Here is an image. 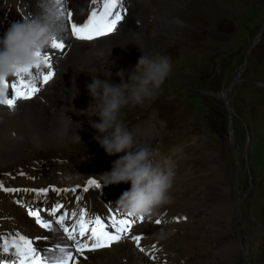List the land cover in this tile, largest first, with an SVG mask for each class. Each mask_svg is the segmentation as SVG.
Masks as SVG:
<instances>
[{
    "label": "rangeland",
    "instance_id": "obj_1",
    "mask_svg": "<svg viewBox=\"0 0 264 264\" xmlns=\"http://www.w3.org/2000/svg\"><path fill=\"white\" fill-rule=\"evenodd\" d=\"M200 1H206L204 10L197 12L187 7L180 12L179 18L188 24L179 25V29L163 37L157 34L158 39L166 42L164 47L158 48L157 55L164 54L170 58L171 73L154 100L142 106L129 105L122 110V119L135 132L139 143H152L154 149L161 145V138L167 137L172 128L178 129L187 140L183 141V149L175 155L174 160L176 169L180 167L177 174L191 178L182 180L184 186H180L181 183L173 185L179 186L180 192L182 187L193 186L187 197L194 204L189 207L181 223H188V229L195 237L186 233L185 228L181 229V233L184 232L181 235L192 239L197 250L192 253L185 250L182 252L156 237L165 247L157 246L155 252L166 250L168 245L175 250L176 257L181 258L180 264H227L220 253L231 239H235L239 242V249L238 255L233 257L234 264H264V0ZM209 1L216 5L215 8H212ZM7 9L15 14V5ZM158 11L154 12L156 19L152 30H155L157 24ZM151 15L142 16L141 20L148 21ZM43 18L40 20L43 21ZM166 19L169 20V14ZM13 23L16 22L9 21L3 27L9 30ZM147 31L146 35H153L154 40L155 32L158 31L150 34ZM125 72L128 74L131 70ZM83 73L76 75L71 84L76 85L81 94L75 101L72 96L69 97L70 103L66 106L67 115L74 121L71 126H77L70 132L75 134L78 127L83 128V138L63 149L55 145H48L41 150L24 146V153L19 160L0 166V182L26 185L25 180H20L26 177L8 173L22 163H26L31 170L39 168L47 179L46 183L56 181L53 176L59 175L67 163L56 162L52 158L68 157L76 161L86 149L91 151L95 148L97 142L94 137L99 133L90 126L86 116H79L74 109L73 112L70 110L73 106L77 110L87 109L90 104L91 97L86 85L92 81V75L85 70ZM81 78H86L84 84L80 82ZM111 82L120 84L121 80ZM80 84H83L81 89ZM200 93L205 95V117L195 105L201 98ZM185 103H189V106H185ZM184 106L187 108L184 109ZM92 120L99 122L98 117ZM8 128L0 131L2 138L16 132L7 131ZM147 133L149 140L143 139ZM197 133L203 135L199 137ZM152 139L156 140L152 142ZM193 139L195 146L191 145ZM181 159H187L190 167L180 163ZM202 161H205L208 171L214 170L211 176L219 178L216 186L210 185L209 173L202 166ZM78 163V172L82 174L87 169L86 165L81 160ZM67 169L69 165L63 170ZM223 197L229 198L235 210L226 226L225 237L218 238L214 232L216 222H213L210 213L221 204L225 199ZM166 207L168 205L163 209ZM15 218L17 215L0 203V234L10 233L11 224H17L18 229L24 232L19 220ZM171 223H176V220ZM150 236L155 235L150 232ZM145 246L149 248L152 243L146 241ZM168 259L165 264L169 263Z\"/></svg>",
    "mask_w": 264,
    "mask_h": 264
},
{
    "label": "bare ground",
    "instance_id": "obj_2",
    "mask_svg": "<svg viewBox=\"0 0 264 264\" xmlns=\"http://www.w3.org/2000/svg\"><path fill=\"white\" fill-rule=\"evenodd\" d=\"M29 2L34 10V18L42 19V17L45 16L43 0H29ZM73 2L81 14L86 13L88 6L87 0H73ZM204 2L200 0H135L132 3V14L125 21L124 28L121 31H118L111 36L84 44H77L74 40H71L73 44L68 53L62 58L63 60L60 59L58 61L59 72L56 74L54 80L48 85L47 89L42 93L44 98L45 95L47 96L44 102L35 98L30 101L18 102L15 109L4 108L0 110V131L6 127H9L6 129L7 131H16L13 135L11 134L7 138H2L0 135V166L4 167L5 165L7 166V164H13L16 160H19L24 153L23 147L26 145L33 150L46 149L48 145H55L59 149H63L69 147L72 142L79 141L80 139L78 136L83 138L82 135L85 129L78 127L77 132L72 134L70 130L77 126H69L68 122L64 119L65 114L67 115L68 107L66 108V106L70 103L68 102V98L72 96L73 86L71 84L74 82L76 75H79L81 71L83 72V70H85L92 76L97 75V78L104 77L105 79H109V77L105 75V72H108L111 73V81L119 80L120 77L118 74L123 71L126 76L127 73L125 71L135 68L138 60L143 54L149 57L156 56L158 48L166 45V42L163 43L161 38V40L157 38L158 35L163 37L164 34L173 33L179 29V25L183 26L184 23H189L179 18L180 12H182L184 8L189 7L198 12L200 9L204 10L206 8V1ZM209 3L213 5L212 8H215L214 6L216 5L213 4V2L209 1ZM70 4H72V2H70ZM157 9L160 10V12L158 11L159 14L155 27V30L158 31V33L155 32L156 37L154 40L148 41L146 38L147 21L141 20V17L148 16ZM213 11L214 9H212V12ZM168 14L169 20L166 19ZM137 21L141 22L142 27L137 26ZM142 36H145L146 39L142 38ZM0 39H3L2 33H0ZM53 60L57 61L58 57H53ZM61 90H63L62 94L60 93ZM143 139L149 140V134L147 133L146 136H143ZM154 140L155 139H152V142H154ZM169 141L170 140L165 137L162 143L163 147H168L170 145ZM191 143H193L191 145L195 144L194 139ZM150 145L152 147V143ZM181 145L182 144L179 140L174 143L175 151H171L170 154L173 158L177 151L183 149ZM160 153L163 156H167L164 152ZM213 171V169L208 171L210 177L209 181L211 182V186H216L217 183L219 184V178L211 176V174L214 173ZM177 172L176 169V176L173 184H183L182 180L186 175L180 176ZM37 181L38 180H35L36 183ZM34 187L39 186L36 185ZM102 192L105 194V197L102 193L91 191L84 192L83 190L73 193L71 190L67 192L60 191L59 194L50 191L46 198L34 200V193L20 191L14 193L11 192L8 196L5 195L6 197L3 199L0 198V200H2L1 203L4 204V207L17 215V218L15 219L19 220L21 229L24 230L23 232L20 229H17L11 231V233L14 234L20 232L25 234L28 232L32 234L33 238L50 236L51 239L49 241L41 240L36 243L41 247H52L57 242V237L41 228L39 225H34V218L29 216L26 207L21 206L17 201H22L24 205L32 204L33 206H39L44 209L47 208V206L49 208L56 202H60L64 205L61 211L69 213H78L81 210V207L88 213L91 209L101 211L99 206H94V201H98L104 205V208L111 216L122 218V212L117 208V201L115 202V196L112 191L102 190ZM170 194L171 197L174 198H172V203L168 205V207L161 209L162 213L167 212V214L163 216L164 220L161 225H155L152 223H144L141 226L138 225L140 227L137 231L142 232V239L140 242L141 247L146 250L147 244L145 246V237L147 235L149 236L147 243L150 244L154 242L152 249L153 246H164V244L157 239L159 238L157 235L153 237L150 236V232L155 234L164 230L168 232V235L163 240L167 241L169 245L175 246L182 252L183 250L191 253L196 252L197 249L194 242L191 241L192 239L181 235L184 233H181V229L184 228L187 230H185L186 233L193 235L188 229V223H165L167 219L174 221L175 216L184 214V211L181 210L182 208L186 206L191 208L194 203L186 196V194L178 193V195L175 196L172 191ZM173 194L174 196H172ZM77 196L81 197V199L77 200ZM222 202H220L221 204L216 206L210 213L211 219L213 222H216V229L214 232L217 234L218 238L225 237L227 231L226 226L229 224L228 222L235 210L232 202H229V200L227 201V199H224ZM41 214L46 216L43 212ZM72 222L73 220H69L67 223ZM138 226L132 229L133 233L138 234L134 231ZM176 228H178V230ZM155 241H159L160 244ZM63 243L71 244L72 242L66 240ZM228 243L222 248L220 255L224 258L227 264H234V258L238 255L239 242L238 240L231 239ZM175 253V250L169 248L167 245L165 251H153L152 257L154 256L155 259L151 257V260L149 261L145 257L146 252H141L139 248L136 247L135 242L131 239H126L116 242L108 248H102L101 250L89 253L86 252L85 255H87L89 259L83 261L81 258V264H165L166 258H169L168 260H170L168 264H173V262L175 264H180L181 258L176 257ZM165 255L167 256L165 257ZM159 259H161L162 263H160L161 261L159 262Z\"/></svg>",
    "mask_w": 264,
    "mask_h": 264
},
{
    "label": "clouds",
    "instance_id": "obj_3",
    "mask_svg": "<svg viewBox=\"0 0 264 264\" xmlns=\"http://www.w3.org/2000/svg\"><path fill=\"white\" fill-rule=\"evenodd\" d=\"M21 16L23 21L13 23L4 38L0 39V80L14 76L20 68L42 66L43 61L38 54L49 48L56 37L49 23ZM171 70L172 62L167 55L149 57L143 54L130 73L125 76L121 71L118 74L120 84L112 83L111 73L108 72L105 75L109 79L92 76V81L86 85L91 97L89 106L79 110L73 106L70 110L73 112L74 109L79 116L88 118L90 126L99 133L94 137L96 142L108 156L120 154V158L113 162L110 172L97 176L85 177L78 171L62 172L58 175L60 184L70 187L77 181L87 183L88 180H95L103 188L130 183V190L123 192L117 201L118 210L124 215L144 217L155 225H158L157 221L164 220L161 209L172 203L170 193L176 175V161L172 155L163 156L158 149L139 143L135 132L122 119V110L129 105L142 106L154 100ZM78 95L79 88L73 85V101ZM5 99L0 90V104ZM93 117H98L99 122H93ZM64 119L69 126L74 123L66 114ZM154 235L163 240L168 232L161 230Z\"/></svg>",
    "mask_w": 264,
    "mask_h": 264
},
{
    "label": "snow or ice",
    "instance_id": "obj_4",
    "mask_svg": "<svg viewBox=\"0 0 264 264\" xmlns=\"http://www.w3.org/2000/svg\"><path fill=\"white\" fill-rule=\"evenodd\" d=\"M87 3L89 7L81 22V19L73 18L74 9L69 6L70 0H43L45 11L43 21L49 23L56 32L54 42L49 49L58 50V52L44 51L38 54L47 70H44L41 65L20 68L11 79L0 80V90L6 96L3 105L15 109L18 101L29 100L43 90L42 86L51 81L55 75L53 57L66 55L65 48L71 47L70 44L66 45V37L80 41H93L106 37L116 31L117 25L128 13L126 0H87ZM78 16L79 13H77ZM89 188L101 189V186L95 180H88L82 190L88 192ZM0 190L31 192L35 194L34 200L46 198L49 191L57 194L60 191H69V189L61 190L55 187L9 189L4 188L2 182H0ZM71 191L75 192L76 189ZM79 199L81 197L77 196V200ZM17 203L26 207L28 215L34 218L37 225L56 236L57 242L52 247H41L36 242L49 241L50 236L29 238L17 232L15 236L9 234L6 238L0 234V255L9 257L8 259L0 258V264H70V262L81 264V258L83 261L89 259L85 255L86 252L108 248L113 243L126 239L134 241L141 252L146 251L140 244L142 237L132 233V226L144 221V217L109 216L106 222L101 217L84 211L82 207L78 213L62 212L64 205L60 202H56L47 209L32 204L24 205L22 201ZM42 212L46 216L42 215ZM69 220L73 222L67 223ZM156 223L159 225L162 221ZM109 229L112 230L109 231ZM66 240L72 243H63ZM152 250L155 251V246ZM152 258L155 259L154 256Z\"/></svg>",
    "mask_w": 264,
    "mask_h": 264
}]
</instances>
